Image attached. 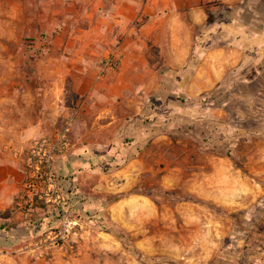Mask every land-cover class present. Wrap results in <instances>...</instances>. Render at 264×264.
I'll list each match as a JSON object with an SVG mask.
<instances>
[{"label": "rangeland", "instance_id": "rangeland-1", "mask_svg": "<svg viewBox=\"0 0 264 264\" xmlns=\"http://www.w3.org/2000/svg\"><path fill=\"white\" fill-rule=\"evenodd\" d=\"M117 1L0 0V124L40 125L33 148L104 140L92 131L101 110L124 113L126 125L111 144V176L80 181L91 205L72 215L77 234L47 240L56 216L33 245L0 246V264H264V0L181 12L139 0L144 18L129 48L143 49L141 59L123 67L111 43L101 62L110 101L90 98L84 72L57 85V42L88 31L101 6L114 16ZM140 117L141 137L131 130Z\"/></svg>", "mask_w": 264, "mask_h": 264}, {"label": "crops", "instance_id": "crops-1", "mask_svg": "<svg viewBox=\"0 0 264 264\" xmlns=\"http://www.w3.org/2000/svg\"><path fill=\"white\" fill-rule=\"evenodd\" d=\"M156 1L158 0H154L153 3L157 4ZM166 1L181 12L179 8L181 4L186 7L185 10H194L213 0H163ZM104 8L101 6L99 11L103 14L91 22L88 31H82L83 34L77 37L70 36L67 47L57 42V85L76 77L78 72H84L85 75H80L81 82L87 86L88 91H91L90 98L94 101H110L109 86L101 77L100 66L103 58L109 53L111 43L117 45L123 67L129 66L132 56L138 55L141 59L143 54V49L129 48L137 45L138 42L132 36L141 29L137 24L144 18V15H141L139 0H118L114 16L105 13ZM173 11L176 12V9ZM146 18L148 19V15ZM149 27L151 28L147 25V28ZM115 30L117 34H113ZM64 38L62 34L57 35V41ZM72 39H76V42L73 43ZM72 43L78 44V48L73 47ZM188 46L181 48L182 53L187 54L190 51ZM143 62L142 60L141 64ZM61 108V95L57 94V116L63 110ZM96 114L92 131L104 134V140L85 142L82 138L76 137V141L73 144L69 143L63 153L55 155V169L61 176L65 198L67 196L73 199L72 203L82 208L81 211L85 214L91 203L90 197L80 187V181L92 182L102 171L108 172V176H111L109 174L112 173L114 166L111 160L118 150L111 144L119 141V136L123 134L126 126L124 113H104V110H101ZM75 123L77 124V120ZM131 130L140 137L143 131L146 132L147 125H144L143 117L135 120ZM42 137L44 134L40 125L30 126L20 120L15 125L0 124V246L12 249L17 246L33 245L44 232L31 236L29 227L42 221L46 216L53 215L50 210L46 212L24 206L21 199L29 157L34 144ZM123 153L121 150L119 155ZM107 167L108 169H105ZM69 190L72 191L70 197L66 195Z\"/></svg>", "mask_w": 264, "mask_h": 264}, {"label": "built area", "instance_id": "built-area-1", "mask_svg": "<svg viewBox=\"0 0 264 264\" xmlns=\"http://www.w3.org/2000/svg\"><path fill=\"white\" fill-rule=\"evenodd\" d=\"M118 67L116 57L108 58L105 69L114 71ZM54 141L48 140L37 143L27 163V178L23 186L22 203L31 209H39L43 204L60 219V226L47 231V240L50 242L66 243L77 234L80 227L78 218L64 210L65 193L61 179L55 169V155L66 146L62 137Z\"/></svg>", "mask_w": 264, "mask_h": 264}, {"label": "trees", "instance_id": "trees-1", "mask_svg": "<svg viewBox=\"0 0 264 264\" xmlns=\"http://www.w3.org/2000/svg\"><path fill=\"white\" fill-rule=\"evenodd\" d=\"M59 177L61 179L60 174H59ZM61 183H62V179H61ZM62 189H63V191H65V189L63 188V184H62ZM71 193H72V191L69 190V192L66 193V195H69V197H70V194ZM72 200H71V198H68L66 196V198H65V204H64V210H65V212L68 213V214H70V215H75L76 213H79L80 214L81 212H83V211H81L83 209L80 208V207L75 206L72 203ZM40 205L41 206H44L43 204H40ZM88 215H89V213H88ZM55 217H56V214L53 213V215H51V216H46L42 221H40L38 223H35V224H32V226L29 227L30 228V231H29L30 235L31 236H36V235H39V234L45 232L47 229L50 228V226L52 224V219L55 218Z\"/></svg>", "mask_w": 264, "mask_h": 264}]
</instances>
